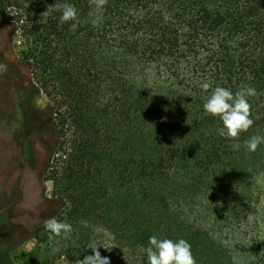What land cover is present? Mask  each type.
Wrapping results in <instances>:
<instances>
[{
	"label": "trees",
	"instance_id": "trees-1",
	"mask_svg": "<svg viewBox=\"0 0 264 264\" xmlns=\"http://www.w3.org/2000/svg\"><path fill=\"white\" fill-rule=\"evenodd\" d=\"M55 3L76 7L75 31L62 11L41 16ZM93 7L0 3L23 43L27 103L48 99L31 116L44 114L54 137L49 179L63 211L53 218L76 233L108 228L117 246L139 251V264H148L152 235L187 240L197 264H237L199 218L253 223L258 234L245 236L240 256L264 264V143L255 152L244 145L264 136V0H107L96 24ZM217 86L256 90L254 124L236 139L220 136L222 121L203 110ZM67 235H37L41 252ZM75 241L71 260L84 254Z\"/></svg>",
	"mask_w": 264,
	"mask_h": 264
},
{
	"label": "rangeland",
	"instance_id": "rangeland-1",
	"mask_svg": "<svg viewBox=\"0 0 264 264\" xmlns=\"http://www.w3.org/2000/svg\"><path fill=\"white\" fill-rule=\"evenodd\" d=\"M15 28V24L0 17V146L10 144L16 132L21 137L31 133L35 141V162L33 171L24 166L19 168V173L9 171L8 175L18 174L20 180L19 208L14 214L15 221L11 223L7 218L11 212V196L6 193L8 191L2 182V179L5 180L4 174L0 170V264H36L35 256L40 261L45 258L51 264H77L85 255L93 254L88 248L89 243L101 246V255L108 257L111 264H139V251L117 246L111 231L100 224L92 225L84 233L71 231L67 238L47 244L48 251L45 254L41 252L45 244H39L37 235L50 233L45 222L59 216L63 209L59 197L53 195V183L49 179L54 137L46 128L48 119L44 114H38L36 123L31 116L34 108H45L48 99L40 94L33 103H27L32 91L27 89L29 75L20 62L23 43ZM0 154H5V149L0 148ZM7 198H10L8 207ZM204 220H210L212 231L233 250L237 264H249L242 259L239 250L246 244L244 238L247 234H258L259 229L253 223L238 224L224 219L215 223L214 219L201 215L199 221ZM78 237L84 240V254L80 259L71 260L66 252L71 242L76 243ZM39 248L40 252H37Z\"/></svg>",
	"mask_w": 264,
	"mask_h": 264
},
{
	"label": "clouds",
	"instance_id": "clouds-1",
	"mask_svg": "<svg viewBox=\"0 0 264 264\" xmlns=\"http://www.w3.org/2000/svg\"><path fill=\"white\" fill-rule=\"evenodd\" d=\"M93 5L92 13L95 15L93 23L96 24L102 19V14L107 0H90ZM52 10L62 11L61 22L77 21V9L74 5L65 3L48 5L47 10L41 16H47ZM77 23L71 25V30L75 31ZM209 84H203V88L208 90ZM256 95V90L252 87L242 88L235 93L228 88L217 86L212 91L206 102L203 104L205 114L218 117L223 127L217 129L222 137L236 139L242 132H247L254 124L249 97ZM264 143V136L253 135L244 141V145L250 152H255L259 145ZM233 150H239L240 144L232 145ZM45 227L52 236L60 237L72 231V225L67 221H59L51 218L45 222ZM101 246L89 243L88 248L92 250L91 255H85L77 264H111L108 257H103L99 251ZM107 250L110 248L104 247ZM148 264H197L192 252L191 244L185 239L173 240L169 238H158L156 235L149 237V246L146 248Z\"/></svg>",
	"mask_w": 264,
	"mask_h": 264
},
{
	"label": "flooded vegetation",
	"instance_id": "flooded-vegetation-1",
	"mask_svg": "<svg viewBox=\"0 0 264 264\" xmlns=\"http://www.w3.org/2000/svg\"><path fill=\"white\" fill-rule=\"evenodd\" d=\"M1 149H5V154H0V170L3 172L2 179L6 192L11 196V212L7 215L10 223L14 222L16 217L14 216L16 210L19 208L20 203V180L18 174L15 176L8 175L9 171H19L21 166L27 167L28 170L33 171L35 162V141L33 134L29 133L26 137H21L16 132L14 137L12 136L10 144L0 146ZM19 173V172H18ZM10 192V194H9ZM9 197V196H8ZM23 198V197H22ZM10 198H7V207L10 206Z\"/></svg>",
	"mask_w": 264,
	"mask_h": 264
}]
</instances>
